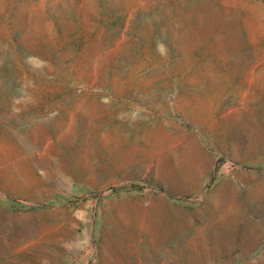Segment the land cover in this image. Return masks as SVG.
Returning a JSON list of instances; mask_svg holds the SVG:
<instances>
[{
  "label": "rangeland",
  "instance_id": "obj_1",
  "mask_svg": "<svg viewBox=\"0 0 264 264\" xmlns=\"http://www.w3.org/2000/svg\"><path fill=\"white\" fill-rule=\"evenodd\" d=\"M0 264H264V0H0Z\"/></svg>",
  "mask_w": 264,
  "mask_h": 264
},
{
  "label": "bare ground",
  "instance_id": "obj_2",
  "mask_svg": "<svg viewBox=\"0 0 264 264\" xmlns=\"http://www.w3.org/2000/svg\"><path fill=\"white\" fill-rule=\"evenodd\" d=\"M186 149V148H185ZM192 149V148H191ZM183 151H185V150H183ZM187 151V150H186ZM174 152V151H173ZM188 152V151H187ZM190 152V151H189ZM191 152H192V150H191ZM176 153V152H175ZM185 153V152H184ZM184 155H186V154H184ZM171 156V155H170ZM174 156V155H173ZM182 158V157H181ZM187 159V158H186ZM183 163V162H182ZM181 163V164H182ZM189 175V174H188ZM191 177V179H192V176H190ZM163 208V207H162ZM161 209V208H160ZM118 213V212H117ZM119 218V217H118ZM123 226V225H122Z\"/></svg>",
  "mask_w": 264,
  "mask_h": 264
}]
</instances>
